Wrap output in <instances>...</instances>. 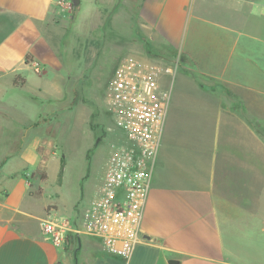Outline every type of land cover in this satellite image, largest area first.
<instances>
[{"label":"crops","instance_id":"crops-1","mask_svg":"<svg viewBox=\"0 0 264 264\" xmlns=\"http://www.w3.org/2000/svg\"><path fill=\"white\" fill-rule=\"evenodd\" d=\"M199 2L79 0L74 6L72 0H0V96L16 86L14 80L19 76L25 83L17 86L27 88L28 100L41 104L40 96L49 93L53 97L48 99L57 103L46 113L23 104V114L18 104L0 103V264H264V250L259 249L256 238V224L264 223V153H259L258 159L255 153L256 149L264 151V143L252 137L249 140V134H254L251 128L223 125L221 111L211 119V111L202 103L205 100L183 90L187 82L180 84L170 117L168 110L153 171L154 186L164 183V189L171 193L168 204L172 220L168 226L152 220L164 197L158 191L151 197L148 194L143 241L129 260L109 252L100 239L87 235H73L65 248L57 247L42 229L49 212L76 220L81 211L74 206L72 216L62 214L59 192L54 199L44 200L49 164L58 163L57 153L63 148L55 139L62 122L57 118L54 127L50 122L63 109L62 103L70 101L67 86L80 81L89 85L93 74L78 75L79 69L100 67L101 76L110 59L115 57L120 65L127 55L147 65L165 62V57L151 62L144 52L181 43L191 52L193 40L202 36V26L212 23L214 27H208L219 35L216 39L220 44L216 42L214 51L202 53H218L219 63L221 55L228 53L238 60L244 53L246 57L241 59L249 62L253 59L249 55L257 51L255 46L262 47L256 42L263 39L250 32L244 35L245 49L234 41L223 44V38L238 37L234 27L196 13ZM232 2H245L248 21L262 16L259 9L264 7V0ZM79 39L85 48L79 46ZM48 75L54 79V91L45 86L51 81L45 77ZM16 116L24 124L19 133L8 124V118ZM91 117L92 112H88L84 120L89 122ZM224 129L231 135L229 142L222 134ZM172 139L180 144L177 159L170 157ZM59 158L58 184L62 186L66 159L64 155ZM103 158L98 152L94 174H89L94 188ZM39 166L45 170L46 180L36 173ZM227 183L239 189L226 187ZM245 246L249 250H243Z\"/></svg>","mask_w":264,"mask_h":264},{"label":"rangeland","instance_id":"rangeland-1","mask_svg":"<svg viewBox=\"0 0 264 264\" xmlns=\"http://www.w3.org/2000/svg\"><path fill=\"white\" fill-rule=\"evenodd\" d=\"M198 1L200 2L199 5L196 6V13H201L214 23H222L225 26L234 27L238 37L234 39L229 37L223 38V44L230 45L231 41H234L235 45L245 49L246 43L244 35L250 32L257 38L263 39L261 42H256L257 45L262 47L255 46L257 51L255 54L249 55L253 57L249 62L241 59L242 57H246L244 53L239 54V60L236 59L233 54L228 53L221 55L222 62L219 63L216 61V56H220L217 55L218 53H202L203 51H208V49L214 51L215 45H217L216 42L220 40L216 39L219 35L213 33L209 28L214 27L212 23L208 24L209 27L202 26V36L193 40L191 52L186 50V47L182 43L178 47L163 46L159 49L145 51L144 57L151 60V62H154L153 60L157 57H165L166 62L174 59L175 61L177 60V68L173 75H168L164 67L150 70L148 74L155 82L166 86V88H171L169 117L177 104L176 97L178 90H181L180 84L182 82H187L183 90H185V93L198 97L197 99L205 100V103H202L212 112H209L212 116L211 119H214L219 111H221L223 125L242 128L243 130L251 128L254 134H249V140H251L252 137V140L255 142L264 143V7L259 9L260 12H262L261 17H257L256 15L254 20L248 21L245 2H238L235 4L232 0ZM257 1L261 0H256V2ZM220 30L221 29L218 27V32ZM206 36H214V38ZM81 42L82 39H79V46L85 48V44L83 45ZM131 56L132 55H127L125 58L128 59ZM113 58L114 59H110L105 64L106 69H104L101 76L98 75L100 72L98 68L100 67L94 70L89 69L86 71L84 68L83 70L79 69L77 71L78 75L88 71L93 73L89 76V85H85L86 83L82 85L80 83L81 81L74 86L68 85L67 95L70 97V101L62 103L63 109H59L56 116L52 118L50 122L53 127L56 125L57 118L62 122V126L58 129L55 139L63 148L62 150L60 149L61 153H57L58 163L55 164L51 161L49 164L50 177L46 182L44 200L54 199L56 197L55 193L59 192L60 212L66 216H72L70 214L74 211V206L81 210L88 205L94 188V181L89 180V174L91 172L94 174V162L96 161L97 153L100 152L104 157V153L108 147L109 137H112V134L107 130L108 127H114L108 85L116 69L119 67L118 59L116 60L115 57ZM140 59H142V57H140ZM82 64L84 63L82 62ZM45 77L51 80L45 83L46 88L49 91H54V79L52 80V76L50 75ZM189 80L190 82H188ZM40 97H43L41 104L30 101L28 100L29 93H27V88L24 86H15L12 89H8L0 96V103H4V105L13 103L18 104L20 110H22L21 106L23 104H25L26 107L31 105L27 107V109L31 108V110H36L33 108V106H35L41 108V111L45 113L49 111L52 106L57 104L55 101L51 102L48 99V97H53V95L51 96L49 93L46 96L42 95ZM70 105L72 106L70 107ZM21 112V114L25 113L23 110ZM88 112H92L91 121L89 122L84 120L88 116ZM21 118L23 119V116H21ZM8 119L10 120L8 124L13 125L16 133H19L24 125L20 121V118L16 116V118L10 117ZM24 121L26 122V120L23 119V122ZM53 127L50 128L51 132H53ZM51 132L49 133L50 135ZM222 134L225 135V140L229 142L231 135L229 136L225 129L222 131ZM29 135L30 134L27 136ZM98 138H101V140L99 144H96ZM170 145H172V154L170 157L172 159H177V155H181L179 152L181 150L178 149V145L180 144L172 139ZM255 153L256 159H258L259 153L262 154L264 151L256 149ZM60 155H64V159H66L62 186L58 184ZM262 157L264 158V155ZM37 182V179L36 181L34 180L35 187H37V185H35ZM226 187H230L235 191L239 189L235 184L227 183ZM158 191H160L164 197L159 201L158 195L155 196V205H157L159 201V210L158 214L152 215V220L153 222H162V227H165L168 226L172 220V215H170L172 207L168 204V194L170 195L171 193H167L169 190L166 189V187L164 189V183H159L154 186L152 179L149 190L150 197L154 192ZM146 212L145 210L144 218L146 217ZM157 216L160 219H158ZM143 224L144 222H142V229ZM256 229V238L260 241L259 249L264 250V223L256 224ZM250 248L255 250L254 247ZM243 250L247 251L249 247L245 246Z\"/></svg>","mask_w":264,"mask_h":264},{"label":"built area","instance_id":"built-area-1","mask_svg":"<svg viewBox=\"0 0 264 264\" xmlns=\"http://www.w3.org/2000/svg\"><path fill=\"white\" fill-rule=\"evenodd\" d=\"M165 62L147 65L130 57L116 69L108 85L114 127L107 129L112 137L90 201L76 220L51 212L43 220V233L55 246L65 248L71 236L87 235L129 260L142 243L145 207L171 101V88L148 73L164 67L173 75L177 60Z\"/></svg>","mask_w":264,"mask_h":264},{"label":"trees","instance_id":"trees-1","mask_svg":"<svg viewBox=\"0 0 264 264\" xmlns=\"http://www.w3.org/2000/svg\"><path fill=\"white\" fill-rule=\"evenodd\" d=\"M25 83V79L24 78H21L19 76H17L14 80V84L17 86V85H24ZM75 103V102H74ZM101 138H98L97 139V142L96 144H99ZM64 159V158H63ZM62 159V160H63ZM36 173L38 174V176L42 179V180H46L47 179V174L45 172V170L43 169V167L39 166L37 169H36ZM62 173V171H61Z\"/></svg>","mask_w":264,"mask_h":264},{"label":"water","instance_id":"water-1","mask_svg":"<svg viewBox=\"0 0 264 264\" xmlns=\"http://www.w3.org/2000/svg\"><path fill=\"white\" fill-rule=\"evenodd\" d=\"M72 3H73L74 6H76V5L79 4V0H72ZM144 238L152 239L153 237L150 236V235H144ZM171 263H176V261H171Z\"/></svg>","mask_w":264,"mask_h":264}]
</instances>
